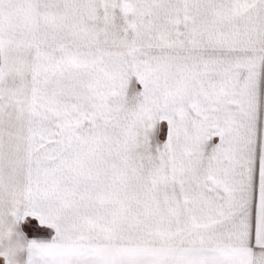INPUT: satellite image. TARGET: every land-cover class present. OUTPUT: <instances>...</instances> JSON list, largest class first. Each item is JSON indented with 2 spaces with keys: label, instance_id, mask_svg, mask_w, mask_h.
<instances>
[{
  "label": "snow or ice",
  "instance_id": "snow-or-ice-1",
  "mask_svg": "<svg viewBox=\"0 0 264 264\" xmlns=\"http://www.w3.org/2000/svg\"><path fill=\"white\" fill-rule=\"evenodd\" d=\"M0 264H264V0H0Z\"/></svg>",
  "mask_w": 264,
  "mask_h": 264
}]
</instances>
